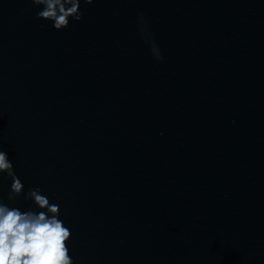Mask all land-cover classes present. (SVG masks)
Wrapping results in <instances>:
<instances>
[{"label":"water","instance_id":"obj_1","mask_svg":"<svg viewBox=\"0 0 264 264\" xmlns=\"http://www.w3.org/2000/svg\"><path fill=\"white\" fill-rule=\"evenodd\" d=\"M39 10L0 0V141L74 264H264V0Z\"/></svg>","mask_w":264,"mask_h":264},{"label":"clouds","instance_id":"obj_2","mask_svg":"<svg viewBox=\"0 0 264 264\" xmlns=\"http://www.w3.org/2000/svg\"><path fill=\"white\" fill-rule=\"evenodd\" d=\"M40 10L36 18L52 22L56 31L68 28L72 20L83 18L81 3L95 0H30ZM138 24L142 36L147 22L141 15ZM145 42H149L145 37ZM150 51L155 60L163 62L158 46L151 42ZM11 180L5 198L0 188V264H74L68 247L72 231L61 217L60 205L50 201L39 187L24 191V183L16 174L14 165L0 141V178ZM31 202L27 209L17 202Z\"/></svg>","mask_w":264,"mask_h":264}]
</instances>
